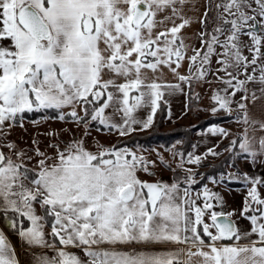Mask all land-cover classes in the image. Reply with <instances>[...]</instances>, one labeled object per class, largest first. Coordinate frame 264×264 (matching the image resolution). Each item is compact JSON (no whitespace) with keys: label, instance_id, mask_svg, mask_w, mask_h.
I'll return each mask as SVG.
<instances>
[{"label":"snow or ice","instance_id":"1","mask_svg":"<svg viewBox=\"0 0 264 264\" xmlns=\"http://www.w3.org/2000/svg\"><path fill=\"white\" fill-rule=\"evenodd\" d=\"M202 7L193 17L196 0H0V218L27 246L49 250L33 253L34 264H264V176L229 173L250 187L227 211L207 186L194 192L184 169L214 149L173 153L187 175L168 182L143 178L161 165L175 172L160 154L87 143L94 124L120 137L149 129L165 93L211 83V73L222 85L211 112L235 116L241 130L209 132L231 137L234 157L264 165V0ZM193 22L199 47L184 35ZM48 111L84 135L41 133L43 150L35 137L28 148L9 139L28 113ZM169 245L181 247L156 250ZM0 264H19L2 229Z\"/></svg>","mask_w":264,"mask_h":264},{"label":"crops","instance_id":"2","mask_svg":"<svg viewBox=\"0 0 264 264\" xmlns=\"http://www.w3.org/2000/svg\"><path fill=\"white\" fill-rule=\"evenodd\" d=\"M203 3H204V0H196V7L200 9V12L197 13L196 11L193 10V11H189L188 15L193 16V17L200 15L204 10L202 7ZM200 27H201V25L199 23L193 22L189 28H186L184 30V35L187 37V41H186L187 43H191L195 47H199V41L196 38V33L200 30ZM182 71L184 72V74H187V66H185V68L182 69ZM164 78L166 81H168L170 83H177L178 82L172 77L171 73L166 72ZM205 84H209V83L202 82L200 84V86L203 85V87L204 86L206 87ZM220 87H222V85H220L218 82L215 81L213 87L211 88V91L209 92L208 97H203V95L197 91V87H196V92L199 93L201 96L200 106H199V109H197V110H202L204 107H206V105H209L211 108L214 107L215 105H214V102L211 100V96H212L214 90H216ZM182 88H183V91H176L175 93H173L171 95H169L168 93H165L164 100L161 101L167 107V117L165 120L164 127L162 128V130H164V131H168V130L173 129L174 127H176L177 123L180 124L182 120H185V117L183 118V116L187 110L188 86L182 84ZM200 88L202 89V86ZM200 88H199V91H200ZM205 101L208 102L206 105H205ZM147 112H148L147 109H142L137 113V116L140 119H143L146 117ZM225 114L226 113L224 111H220V112H217L216 114L212 113L211 115L217 116V117H224V116H227ZM154 119H155V117H154ZM36 121H42V122L39 124H34L33 121L24 120V127L21 128V127L17 126L16 132L12 133V135L9 137V139L16 141L22 147L23 138L28 136L27 132L23 133V131L25 129L29 128V129L33 130L34 132L38 131L40 133H44L48 130L50 131V130L58 129V125H59V129H58L59 131L58 130L57 131L61 132V138L62 139L68 140L72 136L71 128L73 127L74 123H72L71 120H68V122H63L57 118L51 119L49 117H44V118H40ZM235 121H236V118L231 117L229 120H226V121L221 122V123L216 124V125L209 126L208 128H206L203 131L196 132L193 136L194 144H193L189 154H192L193 156H204L205 153H208L209 149H214V151L217 152V149L221 146V144L224 143L226 138H223L219 135L212 134L211 132H209V128L214 127V126H219V127H222L224 129L228 130L231 133L236 134L237 133L236 131L239 132L241 129H240V125L238 123H236ZM81 127L84 128L83 126H81ZM81 127L78 128V132L80 131L78 137L83 136L84 132H85V129L80 130ZM137 127H139V126H137ZM63 130H68V131H63ZM94 130L98 131L97 129H94ZM99 132L103 135H106L107 137L113 138L114 141L112 140L111 143H106V145L107 144L108 145L116 144L121 138H123V137H118L119 136L118 133H115V132H108V131H106V132L99 131ZM137 132H141V131H137ZM33 135L35 138L39 139L40 141H41V138H46L45 135H40V138H39V135H35V134H33ZM87 140H88V138H87ZM45 147H46L45 143H43V144L41 143V149L43 150ZM156 148H159V147H156ZM151 150H153V149H151ZM224 150L217 152V153H220V155H217V156H212L211 154L207 155V158L203 159L202 162L215 161V160L220 159L221 157H223V155L228 154V152H226V154H225ZM147 151H150V150H147ZM188 155L185 158V160H187ZM242 162H243V159H240L238 161V165H237V167L241 170L240 173L236 172L235 167H231V168H233L231 170V172L234 170L235 173L241 175L243 173H246V170H252V171H257L258 169L264 170V165H259V164L253 165L252 168L248 167V168H246V170H244L242 168V165H241ZM229 171H230V169H228V172ZM183 172H185V171H183ZM164 175L165 174L161 175L163 177L162 180L171 182V180L173 179L172 173L166 174L165 177H164ZM258 176H263V175L258 174ZM143 178L144 179H155L156 177L144 176ZM213 180L216 181V183H214L215 186H218V185L223 186V188H217L218 190L215 192L219 193V195L221 197H223L224 203L226 205L225 210L230 211L232 209H239L242 206L243 201H244V197L247 194V187H250V185L246 186L245 182L243 183V182L236 181L235 183H240L241 186L233 188V187H228L227 185H225L223 183V180L221 181V180H219V178H217V179L209 178L206 181L207 184L205 183V185L202 188H200L198 190H193V191L194 192L202 191L205 186H208V185H210V183H213ZM224 180H227V179H224ZM230 182H234V181H230ZM261 191L264 192V189H261ZM213 203H215V201H213ZM217 210H219V209H217ZM4 219L5 218H0V229H2L4 231L8 241L10 242L12 247L15 249L17 259L19 260V264H34L33 253L38 254L41 251H49L47 249L31 248V247L27 246L25 244V242L19 237L18 233L14 229L8 230L7 228L4 227V225H3ZM238 223L240 224V226H246L247 225V221H239ZM172 247H181V246H178V245L177 246H173V245L158 246L156 248V250H164L165 248H172Z\"/></svg>","mask_w":264,"mask_h":264},{"label":"trees","instance_id":"3","mask_svg":"<svg viewBox=\"0 0 264 264\" xmlns=\"http://www.w3.org/2000/svg\"><path fill=\"white\" fill-rule=\"evenodd\" d=\"M196 81H193L192 86L188 87L187 90V110L183 116V118L188 117L190 114L194 113L196 109L200 106L201 96L199 93L196 92ZM198 94V97H197ZM49 117L51 119H56V114L52 111H48L47 113H28L25 116L24 120L28 121H36L40 118ZM167 117V107L164 103L160 102V108L158 109L153 125L141 132H134L132 135L121 138L116 145L124 146L127 145L128 147L132 148L135 146H139L141 149L151 150L156 147H161L163 150H170L176 144H178L177 148L180 153H183L184 159L189 154L193 144V136L198 131H203L209 126L219 124L226 120H229L230 116L224 117H217L210 115L204 120H201L198 124L193 126H184L181 124H176V127L172 130L164 131L162 128L164 127L165 120ZM70 120V118H69ZM93 129H99V131L106 132L107 130L103 129L100 125H92ZM229 145V144H228ZM227 144H222L218 149L217 152L221 151L228 147ZM232 154L229 152L228 154ZM242 159V158H241ZM230 164L228 159H224L222 162L212 164L210 161L202 162L199 166L205 167L208 166L210 169L206 173L199 172L197 176H203L202 179L197 182L196 184L192 185L193 190H198L202 188L207 179L215 178L217 179L220 175H226V165ZM233 165V164H232ZM234 167V166H233ZM238 170V167H235ZM187 175L185 172L181 170L172 171L173 178L179 176L183 178ZM223 183L228 187H239L241 186L240 183L229 182L223 179Z\"/></svg>","mask_w":264,"mask_h":264},{"label":"rangeland","instance_id":"4","mask_svg":"<svg viewBox=\"0 0 264 264\" xmlns=\"http://www.w3.org/2000/svg\"><path fill=\"white\" fill-rule=\"evenodd\" d=\"M214 25H212V24H210L209 25V30H211V27H213ZM200 46V45H199ZM216 67H217V65L215 64V63H213V65H212V71L214 72L215 71V69H216ZM207 79L209 80V81H211V83H209V84H205L206 85V87L204 86L203 87V85H201L202 86V89L200 88L201 86H200V84L202 83V81L201 82H197L196 84V87H197V91L198 92H200L202 95H203V97H208V95H209V92L211 91V88L213 87V85H214V82L216 81V78L210 73L209 75H208V77H207ZM199 88H200V91H199ZM208 102L207 101H205V105L207 104ZM199 109V108H198ZM68 111H70V109H68ZM226 113V112H225ZM212 113H211V107L209 106V105H206V107H204L202 110H195L194 111V113H192V114H190L188 117H186L185 118V120H182L181 121V125H184V126H193V125H196V124H198L201 120H204V119H206L207 117H209L210 115H211ZM225 115H227V116H229L227 113L225 114ZM230 117H233V118H235V116H230ZM178 124V123H177ZM78 128L79 127H77L75 124L73 125V127L71 128V131H72V135H75V136H79V132H78ZM175 128V127H174ZM58 129H59V125H58ZM58 129H55V131H57ZM16 128H14L13 130H12V133H15L16 132ZM26 130V131H25ZM24 131H23V133L24 132H27L28 133V136L27 137H24L23 138V140H22V147H25V148H28V147H31L30 145H31V142H32V140H33V138H34V135L33 134H35V135H39V138H40V132H34L33 130H31V129H25ZM80 130H84V128H80ZM90 132H91V135L90 136H88L87 138H88V140H87V143L88 144H90V145H92V144H94L96 141H99V142H101V143H103V144H105L106 145V143H111V141L113 140V138L112 137H107L106 135H103V134H101L99 131H96V130H94L92 127H90L89 129H88ZM172 130V129H171ZM49 131V130H48ZM48 131H46V132H44V133H47ZM59 131V130H58ZM234 131V130H233ZM33 132V133H32ZM237 133H238V131H236ZM234 134V133H233ZM45 137L46 138H41V141H42V144L43 143H45V145H47V143H48V140H49V138L45 135ZM118 137H120V136H118ZM231 139V137H229V138H226V140L224 141V145L225 144H229V140ZM114 141V140H113ZM108 145V144H107ZM222 145V144H221ZM108 146H110V145H108ZM177 146H178V144H176L174 147H172L170 150H163L161 147H159V148H154L153 150H150V151H146L144 154L145 155H147L150 159H156L157 158V154H160V155H162L170 164H171V167L173 168V169H175V170H182L181 168H179L178 167V165L180 164V160H181V158H180V156H176L175 158H173V153H180L179 151H178V148H177ZM226 149V148H225ZM222 150H224V149H222ZM225 151V150H224ZM226 152H230V151H225V154H226ZM224 159H228L229 160V162H230V164H228V165H226V170H227V174L226 175H220L218 178H219V180H221V178L222 177H224V179H227V176L229 175V173H231V174H233L234 176H239L240 174H237V173H235V171L233 170L232 172H231V170L233 169V168H231V167H237V165H238V161L241 159L240 157H234L231 153L230 154H227V155H223V157H221L220 159H218V160H215V161H210L212 164H216V163H219V162H222ZM233 164V165H232ZM242 168L244 169V170H246V168H252L253 167V165L252 164H250V162H245L244 160H243V162H242ZM192 169L193 170V172L195 173V179H196V181L197 182H199L201 179H202V177L203 176H197V173H199V172H202L203 174L204 173H206L209 169H210V167H208V166H205V167H200L199 165H195V164H188V163H185L184 164V169ZM228 169H230V171L228 172ZM236 170V172H239L240 173V169L238 168V170L237 169H235ZM182 171H184V170H182ZM156 178L155 179H162L163 177L161 176V175H163V174H165L164 175V177L166 176V174H171L172 173V171L170 170V169H168V168H166V167H164L163 165H161L160 166V168H158V169H156ZM186 173V172H185ZM246 173H248L249 174V176H252V175H256V176H258V174L260 175H263L264 176V170H261V169H258L257 171H252V170H246ZM187 174V173H186ZM161 176V177H160ZM208 180V179H207ZM229 182L230 181H234V182H236V181H238V182H243L244 183V180L241 178V179H231V180H229V179H227ZM210 181V180H209ZM196 184V183H195ZM207 184V183H206ZM209 184V183H208ZM207 188L210 190V191H212V192H215V191H217L218 189L217 188H223V186H221V185H218V186H215V184H214V182L213 183H210V185H208L207 186ZM225 188V187H224Z\"/></svg>","mask_w":264,"mask_h":264},{"label":"water","instance_id":"5","mask_svg":"<svg viewBox=\"0 0 264 264\" xmlns=\"http://www.w3.org/2000/svg\"><path fill=\"white\" fill-rule=\"evenodd\" d=\"M3 225H4V227L7 228L8 230H11V228L8 226V220H7V218L4 219V221H3Z\"/></svg>","mask_w":264,"mask_h":264}]
</instances>
